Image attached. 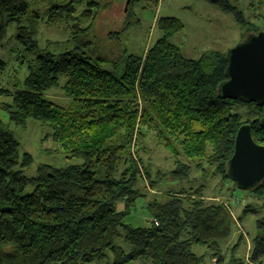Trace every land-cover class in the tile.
Masks as SVG:
<instances>
[{
    "label": "trees",
    "instance_id": "trees-1",
    "mask_svg": "<svg viewBox=\"0 0 264 264\" xmlns=\"http://www.w3.org/2000/svg\"><path fill=\"white\" fill-rule=\"evenodd\" d=\"M204 1L230 14L245 29L244 40L264 31L245 23L227 0ZM98 9L96 0H61L40 14L24 0H0V40L14 26L19 42L37 49L42 21L68 24L67 41L74 47L36 54L13 92L0 88L1 96L10 97L0 108L16 127L33 120L48 128L67 158L81 161L64 168L41 164L35 176L24 175L32 158L19 153L17 139L0 120V264H90L108 253L110 264H264V214L255 218L247 262L236 254L241 234L228 247L236 222L263 208L264 179L249 190L261 204H244L237 219L232 202L207 200L199 183L151 194L145 199L148 225L124 222L148 192L143 174L159 192L162 174L153 178L151 166L136 155L144 131L155 132L170 154L173 168L166 177L193 183L197 178L190 175L197 171L230 181L227 161L239 126L247 124L255 143L264 144V105L222 98L217 89L226 80V54L213 49L198 58L183 56L169 39L183 29L173 16L156 19L160 37L141 55L126 56L121 73L106 70L91 31ZM53 88L62 91L67 106L47 98ZM117 203L123 208L116 209ZM193 246L204 251L194 253Z\"/></svg>",
    "mask_w": 264,
    "mask_h": 264
},
{
    "label": "rangeland",
    "instance_id": "rangeland-1",
    "mask_svg": "<svg viewBox=\"0 0 264 264\" xmlns=\"http://www.w3.org/2000/svg\"><path fill=\"white\" fill-rule=\"evenodd\" d=\"M24 1L29 4L30 9L37 10L42 14L50 2L61 0ZM96 1L99 3V9L91 30L94 38L93 43L97 46L98 51L106 57L104 68L112 71L115 75L121 73L126 56L129 54L141 55L148 46L160 37L161 34L155 26L158 17L173 16L181 20L183 29L169 39L181 50L183 56L189 59L198 58L202 53L213 49L227 54L232 47L245 39L243 36L245 29L238 25L230 14L221 12L214 5H210L204 0H132L130 4L126 0ZM227 2L242 13V19L245 23L253 22L264 30V0H227ZM127 21L129 25L123 29ZM67 25L60 23L55 26H48L42 21L36 36L37 49H30L27 45L19 42L18 38L15 37V27L10 26L6 37L0 40V88L3 87L13 92L27 75L28 67L34 65L36 54L43 49L50 52L72 49L74 44L67 41L70 37ZM110 32H117L118 34L108 37ZM60 79L61 82L64 81L63 77ZM46 96L60 106L68 105V99L64 97L59 88L50 89L46 92ZM4 101H10V97L0 95V102ZM138 103L141 104L140 101ZM0 120L17 139L19 153H28L32 158L31 163L22 168L24 175L35 176L37 167L41 164L64 168L71 164L81 163L77 159H68L62 146L52 140L50 130L39 123L28 120L25 127H16L8 123L7 114L1 108ZM144 132V137L138 140L139 147L136 155L141 157L143 165L151 166L150 172L153 178L156 179L154 175L156 172L162 174L156 183L159 192L148 187L149 183L143 174V184L148 192L145 197L140 195L135 200L134 207L124 219L126 224H131L134 227L148 225L150 215L145 204L146 200L151 198V194L157 193L159 195L164 190L174 191L179 190V187H196L199 183L205 187L204 194L207 200L228 201L231 196L238 197L239 201L237 203L232 202L230 210L234 219H237L244 204H261L262 201L252 196L249 190L238 189L232 185L231 180H221L220 177H210L209 175L199 177L197 171H193L190 175L192 179L197 178L196 182L193 183H189L188 180L179 181L166 177L173 168L170 154L161 143L157 142L155 132L152 130ZM141 187L140 189L144 191ZM29 191H31V187L26 189V192ZM122 208L123 205L117 203L116 209ZM263 214L264 206L257 215L248 214L243 217L242 222H236V230L228 242V247H230L236 241V236L242 235L244 243L236 254L244 262H247L250 236L256 231L255 218ZM192 250L199 254L204 251V247L193 246ZM111 261V254L108 253L105 257L90 264H110ZM214 262L215 259H211L210 264ZM131 264H141V262L136 261Z\"/></svg>",
    "mask_w": 264,
    "mask_h": 264
},
{
    "label": "water",
    "instance_id": "water-1",
    "mask_svg": "<svg viewBox=\"0 0 264 264\" xmlns=\"http://www.w3.org/2000/svg\"><path fill=\"white\" fill-rule=\"evenodd\" d=\"M226 58V80L218 86V94L224 99L264 105V31L236 44ZM262 115L260 124L264 127V112ZM234 140L227 174L238 189L250 190L264 179V144L255 143L247 124L239 126Z\"/></svg>",
    "mask_w": 264,
    "mask_h": 264
},
{
    "label": "built area",
    "instance_id": "built-area-1",
    "mask_svg": "<svg viewBox=\"0 0 264 264\" xmlns=\"http://www.w3.org/2000/svg\"><path fill=\"white\" fill-rule=\"evenodd\" d=\"M230 202H233V203H237L239 200H238V197L236 196H231V198L228 199Z\"/></svg>",
    "mask_w": 264,
    "mask_h": 264
}]
</instances>
